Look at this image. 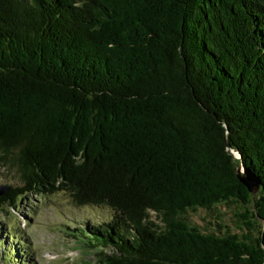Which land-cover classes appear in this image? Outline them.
<instances>
[{
    "label": "trees",
    "instance_id": "obj_1",
    "mask_svg": "<svg viewBox=\"0 0 264 264\" xmlns=\"http://www.w3.org/2000/svg\"><path fill=\"white\" fill-rule=\"evenodd\" d=\"M1 165L0 208L109 211L73 228L94 264H264V0H0ZM232 203L246 233L187 216Z\"/></svg>",
    "mask_w": 264,
    "mask_h": 264
},
{
    "label": "rangeland",
    "instance_id": "obj_2",
    "mask_svg": "<svg viewBox=\"0 0 264 264\" xmlns=\"http://www.w3.org/2000/svg\"><path fill=\"white\" fill-rule=\"evenodd\" d=\"M16 183L15 169L1 165L0 184ZM242 211L239 203L220 204L211 211L203 208L190 211L187 216L191 223L204 230L246 233L248 226L244 224L246 218L240 216ZM108 216L105 208L76 205L63 191L49 195L30 194L15 206L0 208V239L6 242L0 245V264L7 246H20L21 239L24 240L23 256L27 260L15 264H94V251L72 236V232H77L73 228ZM151 216L162 224L155 212H151ZM7 231H14L16 237H7Z\"/></svg>",
    "mask_w": 264,
    "mask_h": 264
},
{
    "label": "water",
    "instance_id": "obj_3",
    "mask_svg": "<svg viewBox=\"0 0 264 264\" xmlns=\"http://www.w3.org/2000/svg\"><path fill=\"white\" fill-rule=\"evenodd\" d=\"M238 177L240 181L247 187V189L255 194L260 188L259 179L247 168H244L241 171H238ZM15 187V184L8 185V184H0V196L3 195L9 189Z\"/></svg>",
    "mask_w": 264,
    "mask_h": 264
}]
</instances>
